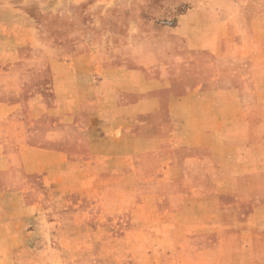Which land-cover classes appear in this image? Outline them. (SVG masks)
<instances>
[{"label": "rangeland", "instance_id": "obj_1", "mask_svg": "<svg viewBox=\"0 0 264 264\" xmlns=\"http://www.w3.org/2000/svg\"><path fill=\"white\" fill-rule=\"evenodd\" d=\"M0 264H264V0H0Z\"/></svg>", "mask_w": 264, "mask_h": 264}]
</instances>
